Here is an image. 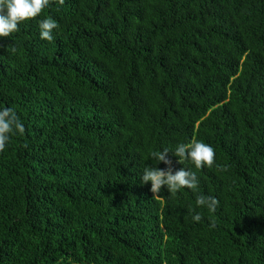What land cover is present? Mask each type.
<instances>
[{"label": "trees", "instance_id": "1", "mask_svg": "<svg viewBox=\"0 0 264 264\" xmlns=\"http://www.w3.org/2000/svg\"><path fill=\"white\" fill-rule=\"evenodd\" d=\"M5 107L0 264H264V0H51L0 38ZM193 140L214 165L169 153L198 188L153 198L151 152Z\"/></svg>", "mask_w": 264, "mask_h": 264}, {"label": "clouds", "instance_id": "2", "mask_svg": "<svg viewBox=\"0 0 264 264\" xmlns=\"http://www.w3.org/2000/svg\"><path fill=\"white\" fill-rule=\"evenodd\" d=\"M51 0H0V38H7L12 33L19 31V25L35 19L43 10L49 6ZM60 5L64 4V0H58ZM39 37L42 40H53L52 32L58 28L57 22L48 17L39 22ZM11 53H16L15 46L11 47ZM25 128L20 122L18 116L11 108L0 109V152L5 150L6 144L10 138L16 134H23ZM169 153L177 157V163L184 164L189 162L196 169L204 167L211 168L215 163V150L209 144L202 141L193 140L190 143L178 144L173 151L168 147L161 151H153L150 158L155 160V164L164 163L167 167L160 169L157 167H145L140 178L141 184L150 182V191L153 198H160L158 195L162 187H166L168 193L176 194L182 188L195 191L198 188V179L196 174L190 170L180 168L173 171L171 160L168 158ZM220 171H226V167H220ZM198 207H206L209 212L215 213L219 205V200L212 196L198 195L196 198ZM192 219L196 222L201 221L202 215L197 212ZM210 227L215 228L213 221Z\"/></svg>", "mask_w": 264, "mask_h": 264}]
</instances>
